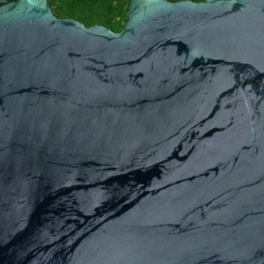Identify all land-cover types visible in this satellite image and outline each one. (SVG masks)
<instances>
[{
  "label": "water",
  "instance_id": "obj_1",
  "mask_svg": "<svg viewBox=\"0 0 264 264\" xmlns=\"http://www.w3.org/2000/svg\"><path fill=\"white\" fill-rule=\"evenodd\" d=\"M126 15L0 0V264H264V0Z\"/></svg>",
  "mask_w": 264,
  "mask_h": 264
},
{
  "label": "trees",
  "instance_id": "obj_2",
  "mask_svg": "<svg viewBox=\"0 0 264 264\" xmlns=\"http://www.w3.org/2000/svg\"><path fill=\"white\" fill-rule=\"evenodd\" d=\"M127 2L128 0H48L52 12L58 17L74 18L87 26L102 24L114 31H119L126 21Z\"/></svg>",
  "mask_w": 264,
  "mask_h": 264
}]
</instances>
